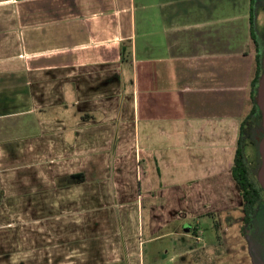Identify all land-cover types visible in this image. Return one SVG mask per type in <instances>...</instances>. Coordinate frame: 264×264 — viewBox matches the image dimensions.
I'll return each instance as SVG.
<instances>
[{"label": "crops", "instance_id": "obj_1", "mask_svg": "<svg viewBox=\"0 0 264 264\" xmlns=\"http://www.w3.org/2000/svg\"><path fill=\"white\" fill-rule=\"evenodd\" d=\"M234 1L0 0V264H170L243 210Z\"/></svg>", "mask_w": 264, "mask_h": 264}, {"label": "rangeland", "instance_id": "obj_2", "mask_svg": "<svg viewBox=\"0 0 264 264\" xmlns=\"http://www.w3.org/2000/svg\"><path fill=\"white\" fill-rule=\"evenodd\" d=\"M248 1H234L238 2L233 4L232 14L234 16L231 14L227 18L228 22L232 20V27L235 28L236 32L234 37H240L242 47L244 46L243 42L247 41L244 47L248 55L247 60L250 62L248 63L247 82L250 79L252 80L254 76L255 65L254 58L251 56V54H254L255 46L248 36L249 10L248 7L246 10L245 6ZM244 10H246L247 15H244L243 19H236L235 15H241ZM218 19L223 20L225 18L219 15ZM257 27L260 32H264V4L262 1L257 7ZM248 90H250V85L247 84L246 98L247 105L250 108L252 100L248 97ZM246 150L250 165L253 169H256L259 165L258 150L249 139L246 142ZM204 218L198 225L192 224L190 227L192 231L197 227L196 229H200L202 232L198 242H194V240L187 237H168L163 241V244L168 247L166 249L169 250L168 253L162 251L155 257V262L166 263L169 258H173L170 260V264H264V204L259 206L251 225L245 223L243 210L232 212L231 220L226 215H221L214 220L209 219L210 222ZM188 226L187 224L186 227ZM180 228L184 229L182 226ZM183 250H186V252H182Z\"/></svg>", "mask_w": 264, "mask_h": 264}, {"label": "trees", "instance_id": "obj_3", "mask_svg": "<svg viewBox=\"0 0 264 264\" xmlns=\"http://www.w3.org/2000/svg\"><path fill=\"white\" fill-rule=\"evenodd\" d=\"M264 0H250V36L255 46V74L250 83V98L252 106L249 114L243 119L233 162L232 173L237 182L242 200L244 221L251 219L258 211L264 189L261 187L257 173L261 165L259 144L264 137V121L258 102V88L263 73L264 32L257 27V7ZM247 139L256 146L259 155V165L253 169L249 163L246 142ZM85 181L84 174H72L58 180L59 186L75 185Z\"/></svg>", "mask_w": 264, "mask_h": 264}, {"label": "water", "instance_id": "obj_4", "mask_svg": "<svg viewBox=\"0 0 264 264\" xmlns=\"http://www.w3.org/2000/svg\"><path fill=\"white\" fill-rule=\"evenodd\" d=\"M258 102L262 110L263 121H264V56H263V73H262L259 88H258ZM259 153L261 157V165L259 167L257 177H258L259 183L264 189V137L262 138L259 144Z\"/></svg>", "mask_w": 264, "mask_h": 264}, {"label": "flooded vegetation", "instance_id": "obj_5", "mask_svg": "<svg viewBox=\"0 0 264 264\" xmlns=\"http://www.w3.org/2000/svg\"><path fill=\"white\" fill-rule=\"evenodd\" d=\"M261 185V184H260ZM262 187V186H261ZM263 188V187H262ZM262 204H264V193H263V195H262V199H261V201H260V203L258 204V208H259V206L260 205H262ZM257 213V212H256ZM256 214H254L253 216H252V218L251 219H248L245 223L246 224H250L251 225V223H252V219H253V217L255 216Z\"/></svg>", "mask_w": 264, "mask_h": 264}, {"label": "built area", "instance_id": "obj_6", "mask_svg": "<svg viewBox=\"0 0 264 264\" xmlns=\"http://www.w3.org/2000/svg\"><path fill=\"white\" fill-rule=\"evenodd\" d=\"M200 236H201V235H199V236H196V237H197V239H198V238L200 239Z\"/></svg>", "mask_w": 264, "mask_h": 264}]
</instances>
